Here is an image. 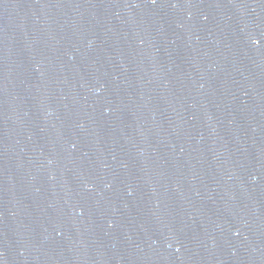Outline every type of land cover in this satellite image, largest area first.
I'll return each mask as SVG.
<instances>
[{"label": "water", "instance_id": "1", "mask_svg": "<svg viewBox=\"0 0 264 264\" xmlns=\"http://www.w3.org/2000/svg\"><path fill=\"white\" fill-rule=\"evenodd\" d=\"M0 264H264V0H0Z\"/></svg>", "mask_w": 264, "mask_h": 264}]
</instances>
